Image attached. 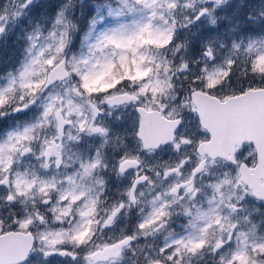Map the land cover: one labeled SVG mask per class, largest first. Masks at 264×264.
I'll return each instance as SVG.
<instances>
[{
  "label": "snow or ice",
  "instance_id": "snow-or-ice-1",
  "mask_svg": "<svg viewBox=\"0 0 264 264\" xmlns=\"http://www.w3.org/2000/svg\"><path fill=\"white\" fill-rule=\"evenodd\" d=\"M0 264H264V0H0Z\"/></svg>",
  "mask_w": 264,
  "mask_h": 264
},
{
  "label": "rangeland",
  "instance_id": "rangeland-1",
  "mask_svg": "<svg viewBox=\"0 0 264 264\" xmlns=\"http://www.w3.org/2000/svg\"><path fill=\"white\" fill-rule=\"evenodd\" d=\"M14 54L15 53L11 47L0 49V60H4L6 62L7 60H10Z\"/></svg>",
  "mask_w": 264,
  "mask_h": 264
}]
</instances>
